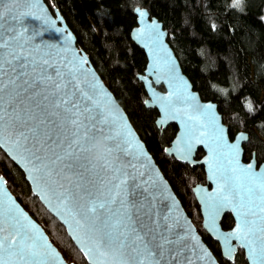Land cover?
<instances>
[{
  "label": "snow or ice",
  "instance_id": "1",
  "mask_svg": "<svg viewBox=\"0 0 264 264\" xmlns=\"http://www.w3.org/2000/svg\"><path fill=\"white\" fill-rule=\"evenodd\" d=\"M240 3L231 0L230 6ZM137 12L140 17L145 15L142 10ZM152 32L158 43L161 34L155 26ZM13 33L8 40L0 36V148L7 146L12 159L20 158L18 162L35 185L34 194L67 217L65 222L70 221L68 226L78 234L74 239L91 264H181V250L172 238L179 218L172 215L171 206L167 214L156 211L164 188L156 178L151 182L143 179L145 154L133 142L126 118L104 111L111 96L94 80H84L91 75V70L84 69L87 61L74 58L69 67V62H57L50 56H33L24 44L16 43L15 29ZM138 35L143 36L144 31ZM165 67L172 81L179 79L171 60L165 61ZM85 83L87 89L82 87ZM181 84L178 111L183 114L184 132L177 139L179 158L183 160L191 152L193 141L206 143L209 156L204 163L217 184L205 200L211 223L231 204L239 222L224 240L240 241L252 264H264V169L257 171L251 162L240 165L235 144L228 146L227 167H223L224 154L217 151L224 141L223 130L213 106L201 105L197 112L193 103L197 98ZM172 95L157 99L172 119H178L181 117L169 108ZM248 110H252L251 104ZM97 140L104 145L99 159L94 158ZM81 159L107 181L95 188L85 187L74 163ZM0 264H61V258L49 249L39 229L7 197L2 185ZM186 264L194 262L187 259Z\"/></svg>",
  "mask_w": 264,
  "mask_h": 264
},
{
  "label": "trees",
  "instance_id": "2",
  "mask_svg": "<svg viewBox=\"0 0 264 264\" xmlns=\"http://www.w3.org/2000/svg\"><path fill=\"white\" fill-rule=\"evenodd\" d=\"M57 10L76 37L77 46L89 60L105 86L138 132L148 152L180 200L186 214L219 264V247L202 230L199 207L192 189L205 184L201 167L190 169L165 156L177 133L155 127L157 112L147 109L142 84L136 76L146 66V57L130 39L136 26L134 10L145 9L162 23L167 42L182 73L201 100L217 106L232 137L246 133L244 162L255 158L264 164V0H43ZM163 91V88L159 89ZM251 104L252 110H248ZM203 153L198 152L196 159ZM0 176L15 199L42 227L67 263L86 264L63 227L30 192L20 171L0 151ZM233 220L226 215L222 230ZM234 264H247L239 251Z\"/></svg>",
  "mask_w": 264,
  "mask_h": 264
},
{
  "label": "water",
  "instance_id": "3",
  "mask_svg": "<svg viewBox=\"0 0 264 264\" xmlns=\"http://www.w3.org/2000/svg\"><path fill=\"white\" fill-rule=\"evenodd\" d=\"M137 10H142L145 15L143 17L138 16ZM0 13L4 15V19L0 20V25H2V27H0V36H2L4 40H8L13 36V29H15L16 43L24 44L25 48L31 51L33 56H50V58L57 62H69V67L74 58L76 60L83 58L87 61V64L84 65V69L86 72L91 70V75H85L84 80L86 82L94 80L111 96V101L105 106L104 111L112 112L115 115H123L126 118L127 126L133 133V142L139 144L145 154L146 159L143 161V167L141 168L145 173L143 179L151 182L152 178H156L164 188L163 199L156 202V211L161 214H167L169 206H171L172 215L179 218V223L174 225L172 238L177 241L175 247L181 250V264H186L187 259L193 261L194 264H219L212 251L202 240L197 228L193 225L191 219L186 214L180 200L172 190L159 167L156 165L152 155L148 152L124 109L116 101L111 91L105 86L92 66L88 55L77 46L75 35L68 28L60 13L55 9L50 10L43 0H16L15 3L10 2V0H0ZM134 15L136 18V26L130 33V39L137 48L143 51L146 57V66L143 73L136 76L137 81L142 84L147 97L145 101L146 108L157 112L158 116L155 121V127L158 131H164L169 126H175L177 128L176 136L166 149L165 156L174 159L178 164L187 166L190 169L198 167L203 168L205 184L197 185L192 189L194 199L199 207L203 232L212 242L218 245L223 262L234 264L236 255L241 251L243 252L247 264H252L247 249L240 246V241L232 238H229L227 242L224 240V236L233 231L236 224L239 222L233 206L228 204L222 208L220 212L215 215V223H211L209 214L210 208L205 206V200L207 199L206 194H212L216 191L217 184L216 180L212 178V174L208 170V165L204 163L209 156V149L206 146V143H196L193 141L191 152L185 157V159L182 160L179 158L181 151L180 146L177 144V139L184 132V124L182 123L183 114L178 111L182 106L180 96L182 89L181 82L187 85L188 93L197 98L193 101L196 105L197 112L200 110L201 105L210 104L213 106V114L217 119V124L223 130L224 141L220 144L217 151L224 154L223 159L220 161L224 168L227 167L226 159L228 146L233 144L239 146L236 158L240 165L246 166L251 162L255 165V169L259 171L264 169V164L257 165L254 157H252L249 162H244L243 146L248 143L249 136L246 133L240 132L235 134L232 139L229 137L228 129L224 125L222 117L217 111V106L211 102L202 101L199 94L193 90L192 84L188 78L182 73L180 65L167 42L168 33L164 30L162 23L158 22L155 18L150 17V14L145 9L136 8L134 10ZM154 26L161 34V40L158 43H154V33L152 32ZM141 30L144 31L143 36L138 35ZM21 32H23V35H19ZM166 60H171L172 64L175 66L176 75L179 77L178 80H171L170 73L165 67ZM154 63L156 64L155 70L153 69ZM82 87L87 89V83L82 85ZM160 88H163V91H160ZM170 93H173V95L169 108L172 112H176L181 118L172 119L170 115H168V111L162 106V101L157 99V97L168 96ZM195 114L196 113H193V115ZM160 121L164 122L160 123ZM0 151L23 175L32 196L36 198L45 211L63 227L67 237L83 257L86 264H91L88 257L80 251L78 241L74 239L78 234L68 226L70 221H68V223L65 222L67 217L58 214L54 207L47 206L34 194L35 185L28 178V173L23 164L18 162L20 158L17 157L16 160L12 159L7 146H5V148H0ZM200 151L203 153V156L200 159H196V156ZM74 163L80 173H82V182L85 187L95 188L100 186L102 180L105 182L107 181V177L99 172V170H91V166L88 164L87 160L81 159ZM0 178H2L0 179V185L3 186L4 193H6L7 197L11 198V201L14 202L17 208L28 216L31 223L36 225L39 229V234L43 237V241L47 243L49 249L61 258V264H73L67 263L64 260L62 255L50 242L42 227L25 211L12 195L8 189L6 179L2 176H0ZM159 194L160 193L157 192V195ZM226 215H230L233 220V227L227 231L222 230L221 228V222ZM192 237H194V239ZM217 237L220 238L217 239ZM229 250H231V256H229ZM204 253L207 254L206 258L203 255Z\"/></svg>",
  "mask_w": 264,
  "mask_h": 264
},
{
  "label": "clouds",
  "instance_id": "4",
  "mask_svg": "<svg viewBox=\"0 0 264 264\" xmlns=\"http://www.w3.org/2000/svg\"><path fill=\"white\" fill-rule=\"evenodd\" d=\"M103 148L104 145L102 143V141L97 140L96 142V151L94 153V158L99 159L100 156L103 154ZM120 166L121 167H126V165L123 162H120ZM68 179H71V177H68Z\"/></svg>",
  "mask_w": 264,
  "mask_h": 264
}]
</instances>
